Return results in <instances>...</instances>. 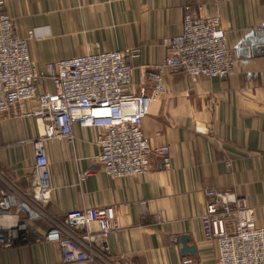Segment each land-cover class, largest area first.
I'll return each instance as SVG.
<instances>
[{
	"label": "crops",
	"instance_id": "crops-1",
	"mask_svg": "<svg viewBox=\"0 0 264 264\" xmlns=\"http://www.w3.org/2000/svg\"><path fill=\"white\" fill-rule=\"evenodd\" d=\"M4 1L15 34L34 31L27 46L36 64L135 47L140 54L129 60L131 82L135 91L142 83L151 86L168 54L161 38L181 31L189 4L219 17L236 65L230 77L191 79L182 68L164 71L166 91L152 101L141 127L152 145L169 146L170 168L152 157L146 172L110 178L97 162L95 128L76 124L72 140H47L50 197L44 204L31 199L27 178L35 121L2 113L0 191L17 194L12 212L27 227L16 237L0 229V264H215L217 243L204 237L207 188L244 196L264 225V57L245 50L247 35L264 22V0ZM103 206L114 207L119 223L108 237L109 252L92 262H63L45 232L63 224L70 209ZM183 236L194 252L182 251Z\"/></svg>",
	"mask_w": 264,
	"mask_h": 264
},
{
	"label": "built area",
	"instance_id": "built-area-1",
	"mask_svg": "<svg viewBox=\"0 0 264 264\" xmlns=\"http://www.w3.org/2000/svg\"><path fill=\"white\" fill-rule=\"evenodd\" d=\"M183 9L181 31L161 38L168 54L155 67L152 85L142 83L135 91L129 60L139 57V48L90 52L36 64L27 46L34 31L16 35L5 1L0 0V115L35 121L37 134L31 140L34 163L27 175L33 201L44 204L50 197L46 141L72 140L76 124L97 130V162L110 178L142 174L150 168L152 157L170 168L169 146L152 145L141 127L152 101L166 91L164 71L182 68L191 79L228 77L236 65L219 17L203 16L189 4ZM27 101L33 102L31 108L26 107ZM204 195V237L217 243L215 264H264V225L256 223L255 210L244 196L216 188L205 189ZM16 199L15 192L0 191V221L3 217L10 220L0 222V229H6L9 237L27 227L26 220L12 212ZM118 228L113 206L73 208L65 213L63 224L45 232L44 239L57 245L63 262H92L109 252L108 237ZM74 229L81 232L75 234Z\"/></svg>",
	"mask_w": 264,
	"mask_h": 264
},
{
	"label": "water",
	"instance_id": "water-1",
	"mask_svg": "<svg viewBox=\"0 0 264 264\" xmlns=\"http://www.w3.org/2000/svg\"><path fill=\"white\" fill-rule=\"evenodd\" d=\"M247 38L249 41V46L245 48V50L248 51V56L264 57V22L255 29H252L249 35H247ZM16 203L17 202H15V204ZM187 240H189V236L181 237L182 251L194 252V247L187 246Z\"/></svg>",
	"mask_w": 264,
	"mask_h": 264
},
{
	"label": "bare ground",
	"instance_id": "bare-ground-1",
	"mask_svg": "<svg viewBox=\"0 0 264 264\" xmlns=\"http://www.w3.org/2000/svg\"><path fill=\"white\" fill-rule=\"evenodd\" d=\"M7 219H9V217H3L2 221H8ZM2 221H0V222H2Z\"/></svg>",
	"mask_w": 264,
	"mask_h": 264
}]
</instances>
